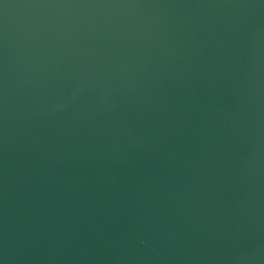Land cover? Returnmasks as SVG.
<instances>
[{
  "label": "water",
  "instance_id": "95a60500",
  "mask_svg": "<svg viewBox=\"0 0 264 264\" xmlns=\"http://www.w3.org/2000/svg\"><path fill=\"white\" fill-rule=\"evenodd\" d=\"M0 264H264V0H0Z\"/></svg>",
  "mask_w": 264,
  "mask_h": 264
}]
</instances>
